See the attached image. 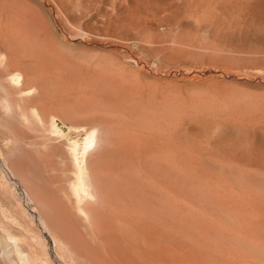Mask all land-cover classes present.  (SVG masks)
Instances as JSON below:
<instances>
[{
	"label": "rangeland",
	"instance_id": "1",
	"mask_svg": "<svg viewBox=\"0 0 264 264\" xmlns=\"http://www.w3.org/2000/svg\"><path fill=\"white\" fill-rule=\"evenodd\" d=\"M0 53L2 72L19 59L44 84L7 87L0 110V264L134 258L123 224L157 249L149 264L253 263L141 198L264 247V0H0Z\"/></svg>",
	"mask_w": 264,
	"mask_h": 264
},
{
	"label": "bare ground",
	"instance_id": "2",
	"mask_svg": "<svg viewBox=\"0 0 264 264\" xmlns=\"http://www.w3.org/2000/svg\"><path fill=\"white\" fill-rule=\"evenodd\" d=\"M18 46V44H17ZM18 47L16 49V52L18 53ZM1 54V53H0ZM1 56V55H0ZM39 57V56H38ZM2 59V58H1ZM65 59V58H64ZM1 61V60H0ZM3 61V60H2ZM1 64V63H0ZM33 64V63H32ZM25 65L21 60L19 59H16L15 61L11 62V63H7L5 64V72H2V70H0V110L2 111H6L7 109H10V101H8L5 97V93L7 92V87H11L12 88V91H15V92H20L22 91V89H27L31 86H35L37 87L38 89H42L44 88V84L40 81V79L38 78V75H37V68L34 66V65ZM2 65V64H1ZM4 68V67H3ZM39 68V67H38ZM42 73V72H41ZM18 74H20V79L18 81ZM112 84V83H111ZM33 88V87H32ZM2 92V94H1ZM58 93V92H57ZM62 94V93H61ZM21 96V95H20ZM27 96V95H26ZM14 98V97H13ZM12 99V98H11ZM30 101H29V106L30 108H37L39 105L37 102H35V98L32 96H30ZM18 100H21L18 98ZM26 103V102H25ZM15 104V103H14ZM120 104V103H119ZM25 105V104H24ZM90 105V104H89ZM27 107V106H26ZM16 108V107H15ZM28 108V107H27ZM28 110V112L26 111H23L21 114H22V117L24 120H28V119H34L35 117V113H33L32 109ZM40 108V107H39ZM13 109V107H12ZM16 110V109H15ZM14 111V110H13ZM1 112V111H0ZM11 112V111H10ZM8 112V113H10ZM15 112V111H14ZM4 112H2L1 114H3ZM12 116V113L10 114ZM17 115H18V111H17ZM5 116V115H4ZM9 116V115H7ZM3 118V117H2ZM1 118V119H2ZM17 118V117H16ZM94 119V118H93ZM38 120V119H37ZM19 121V119H18ZM1 122V121H0ZM12 122V120H11ZM39 122V121H37ZM92 122V121H91ZM20 124V123H19ZM147 130V129H146ZM6 131V129H5ZM119 131V130H118ZM9 132V131H8ZM54 132V131H53ZM95 132V127L93 126V128H91V131H90V137L89 139L86 141V144L84 146V148H88L89 146H91L92 144H94L95 146V143H96V136L93 135V133ZM116 133V132H115ZM125 134V133H124ZM10 135V134H9ZM132 135V134H131ZM20 140V139H19ZM148 140V139H147ZM28 142V141H27ZM41 142V141H40ZM74 150V149H73ZM71 151V153H73L74 151ZM89 150V149H88ZM48 153V152H47ZM74 155V154H72ZM66 156V155H65ZM76 161V160H75ZM1 164V162H0ZM76 164V163H75ZM38 166V165H37ZM78 166V164H77ZM79 167V166H78ZM79 169V168H78ZM78 173V172H77ZM175 173V172H174ZM173 174V173H171ZM170 174V175H171ZM174 175V174H173ZM238 175V174H237ZM169 176V175H168ZM174 176H178V174L174 175ZM191 176V175H190ZM188 176V177H190ZM171 177V176H170ZM181 177H184V173H183V176ZM187 178V176H185ZM167 178V177H166ZM177 178V179H175ZM174 181H178V177H175ZM186 178H184L183 182L186 180ZM191 178V177H190ZM189 178V179H190ZM194 178V177H192ZM192 181L188 180L185 184H187L192 190H193V193L195 192L199 197H201L202 199H204V201H206L208 203V205L210 206H213L214 209H224L226 208L227 204H228V200L226 198V196L224 195H219L216 191H212L215 189V187L211 190V187L210 185L208 184L209 188L206 187L207 185L205 186H202L201 184H196L194 182H196V179H192ZM168 179V178H167ZM182 179V178H181ZM180 179V180H181ZM239 182L240 183L241 181H244V183H248V184H255L256 186V181L254 178H251V177H245V174L244 176H239ZM77 180V179H75ZM170 180V179H169ZM168 180V181H169ZM194 180V182H193ZM199 180V179H198ZM197 180V181H198ZM170 182V181H169ZM182 182L181 181H178V183ZM200 182V181H199ZM204 182V181H203ZM263 182V181H262ZM173 183L170 182V184ZM202 183V182H201ZM243 183V182H242ZM77 184V183H76ZM183 184V183H182ZM207 184V183H206ZM238 185V184H237ZM175 186H179V185H175ZM175 186H172L175 187ZM182 186V185H181ZM214 186V185H213ZM239 186V185H238ZM242 186V184H241ZM247 186V185H246ZM180 187V186H179ZM183 187H184V184H183ZM245 187V186H244ZM257 187L260 189V190H264V183H257ZM248 188V186H247ZM246 188V189H247ZM80 189V188H79ZM174 189V188H173ZM181 189V187H180ZM178 188V194L180 196V193H179V190ZM217 189V188H216ZM215 189V190H216ZM83 190V189H82ZM181 190H183L184 192V188H182ZM180 190V191H181ZM187 190V189H186ZM190 190V189H189ZM73 191V190H72ZM80 192V190H79ZM187 192V191H186ZM185 192V196L189 193L186 194ZM107 193V192H106ZM192 193V191H191ZM194 193V194H195ZM223 193V192H222ZM160 194V193H159ZM158 194V195H159ZM176 194V195H178ZM221 194V193H220ZM157 195V196H158ZM163 195V194H162ZM183 195V194H182ZM167 196V195H165ZM195 196V195H194ZM134 197V196H133ZM161 197V196H160ZM169 197V196H168ZM168 197H166V199H168ZM184 197V195H183ZM191 195L190 197H188V195L185 197V200H187L188 198H190L189 200H191ZM82 198V197H81ZM138 198V197H137ZM156 198V197H155ZM154 197L152 196H145L144 198H141V199H144L145 200V204L150 206V208L152 207L155 208V209H158L160 210L162 213H164L166 216H168V218L170 217L171 219H174L176 220V222L178 221H181L179 223L181 224H184L186 223V225H190L191 227H193L202 237L206 238L207 240H210L214 243H217V244H220V245H228V246H231L233 247V249H236V248H239V247H242L243 246L247 249V248H250L252 251H251V258L249 261L253 262V263H257V264H264V247L257 244L255 241V243L253 241H251V239H247L246 237H243L233 231H230V230H226L225 228H222L221 226H217V224H213V223H210L208 222V218H207V222H205L204 220H206L204 217L203 220L199 219L197 216H194L192 215L189 210H186L185 208L183 210L179 209V208H182L184 205H181L183 203H179L181 205V207H179L178 205L176 204H173V203H165V202H159L155 199ZM162 198V197H161ZM170 198V197H169ZM173 198V197H172ZM171 198V201L172 202H175L173 201V199ZM187 198V199H186ZM193 198V197H192ZM197 198V197H195ZM164 199V198H163ZM202 199H197L199 201H201ZM175 200H178L177 197L175 198ZM182 200V198L180 199ZM264 200V199H263ZM134 201V200H133ZM184 201V200H183ZM186 204H187V201H185ZM191 201H189V206L191 205L190 204ZM203 202V201H202ZM177 203V204H178ZM193 203V202H192ZM205 203V202H203ZM206 203V205H207ZM133 204V203H132ZM194 204V203H193ZM195 206V205H194ZM185 207V206H184ZM148 208V207H147ZM186 208H188L186 206ZM190 208H194L193 206H190L188 209ZM146 210V209H145ZM148 210V209H147ZM192 210V209H191ZM190 210V211H191ZM195 210V208H194ZM193 211V210H192ZM198 211V210H197ZM199 212V211H198ZM213 213V212H212ZM201 214V213H200ZM203 215V214H202ZM201 215V216H202ZM213 215V214H212ZM145 216V215H144ZM165 216V218H166ZM207 216V215H206ZM164 217V215H163ZM203 217V216H202ZM167 218V219H168ZM123 221V220H122ZM173 222V221H172ZM175 222V221H174ZM175 222V223H176ZM216 222V221H215ZM218 223V222H217ZM123 229L125 231V233L127 234L128 238L130 239L133 247H134V250H135V257L134 258H131V257H128V256H125L123 254H119V253H115V254H111L110 255V262L112 264H144V263H153V262H156L158 260V256L157 254L155 253V251L157 250H153L151 247L147 246V245H144L141 241V237H139L135 232H133V230L126 224H123ZM181 226V225H180ZM185 226V224H184ZM253 229V228H252ZM147 243V242H146ZM132 247V248H133ZM249 249V250H250ZM26 254V253H25ZM184 253H182L181 255H183ZM160 257V256H159ZM184 256H182L183 258ZM165 258V257H164ZM179 258V257H178ZM247 258V257H246ZM188 260V259H187ZM167 261V260H166ZM166 261H163L164 263ZM186 261V260H183V262ZM252 263V264H253ZM160 264V263H159ZM162 264V263H161ZM165 264H168V263H165ZM251 264V263H249Z\"/></svg>",
	"mask_w": 264,
	"mask_h": 264
}]
</instances>
